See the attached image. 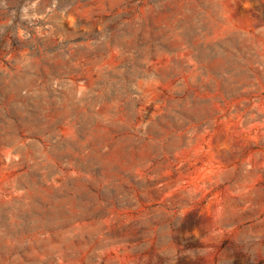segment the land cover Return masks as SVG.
<instances>
[{"label": "rangeland", "instance_id": "rangeland-1", "mask_svg": "<svg viewBox=\"0 0 264 264\" xmlns=\"http://www.w3.org/2000/svg\"><path fill=\"white\" fill-rule=\"evenodd\" d=\"M0 264H264V0H0Z\"/></svg>", "mask_w": 264, "mask_h": 264}]
</instances>
